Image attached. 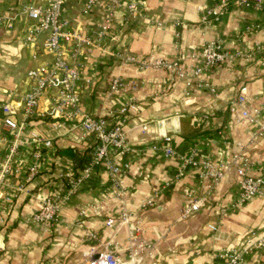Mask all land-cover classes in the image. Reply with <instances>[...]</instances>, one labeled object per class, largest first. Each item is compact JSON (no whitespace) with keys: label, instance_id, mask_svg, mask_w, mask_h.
Wrapping results in <instances>:
<instances>
[{"label":"crops","instance_id":"1","mask_svg":"<svg viewBox=\"0 0 264 264\" xmlns=\"http://www.w3.org/2000/svg\"><path fill=\"white\" fill-rule=\"evenodd\" d=\"M142 1L144 17L129 22L125 7L120 8L114 35L103 39H99L98 30L108 16L106 5L86 12L85 0H69L62 17L70 30L100 44V48L84 47L79 53L74 45L66 49L68 60L80 74L83 113L113 125L124 117L121 109L132 106L124 118L130 151L116 157L123 166L116 179L125 196H118L116 182L99 168L65 202L55 224L33 221L45 198L67 195L70 181L66 175L81 173L91 159L93 145L92 138H87L86 149L79 128L73 129L64 116L50 115L55 98L53 92H47L27 120V130L51 140L58 159L55 164L43 162V169L27 182L30 150L24 147L17 155L7 188L24 185L25 191L13 201L0 200V264H87L86 254L97 257L106 248L126 259L134 244L129 227L109 228L106 224L124 209L138 229V244L144 241L153 246L150 252H141L144 264H222L223 252L238 248L250 234L264 240V197L239 205V179L234 172L216 185L210 179L202 180L199 166L206 161L218 167L230 162L237 144L242 143L251 162L248 174L264 176V135L255 138L257 127L241 123L240 112L231 109L246 86L247 108L264 119V60L258 56L222 64L189 79L168 70L142 71L110 54L125 51L139 60H180L184 72H193L203 66L201 48L206 42L219 41L226 50L246 53L264 45V11L232 3L218 21L203 22L204 10L220 0ZM29 5L47 6V2L0 0V106L9 105L10 116L18 122L26 120L28 72L52 58L45 49L48 34L40 33L38 23L25 12ZM116 77L124 90L110 96L109 87ZM203 84L216 88L218 96L211 95ZM4 117L0 110V163L13 138L4 127ZM57 122L62 124L58 129ZM143 123L149 124L146 135L141 132ZM165 136L172 138L174 157L153 150L155 145L168 146ZM67 150L78 152L84 164L60 153ZM182 158H191L199 165L188 166L176 179ZM167 183L169 187H165ZM156 193V205L142 209ZM192 195L206 196L210 204L181 220V210ZM210 226H217V230ZM245 264H264V251L249 254Z\"/></svg>","mask_w":264,"mask_h":264},{"label":"built area","instance_id":"2","mask_svg":"<svg viewBox=\"0 0 264 264\" xmlns=\"http://www.w3.org/2000/svg\"><path fill=\"white\" fill-rule=\"evenodd\" d=\"M47 2V6L29 5L25 6V12L28 17L38 23L40 33L48 34L45 49L51 54V60L32 69L27 74V80L30 90L24 96L25 117L26 120L18 122L10 116V106H0V110L5 114L4 127L13 136L9 151L0 163V200L13 201L18 195L25 191L24 185L17 188H7V180L14 172V161L17 155L24 147L30 150L31 164L28 168L27 182L36 176L43 169V162L49 161L55 164L58 155L54 150L51 140L36 131L27 130V120L31 118L40 106L43 96L47 92H53L55 105L50 112L51 116L65 117L70 121L73 129L79 128L83 132L82 139L85 142L92 138L93 145L91 159L84 166L78 176L72 174L66 175L70 181V188L67 195L61 198H45L39 211L33 215V221L38 224L53 225L57 222L59 215L65 202L74 194L79 192L81 186L95 174L99 168H104L111 176L112 181L118 186V196L124 197L125 190L116 179V176L122 171L123 166L116 160V157L123 156L130 151L128 147V131L126 130V119L129 108L126 105L120 111V115L124 116L115 124H110L104 118H95L83 113L80 105V74L74 63H71L66 54L67 46L74 45L75 52L79 53L84 47L100 48V44H96L88 36L79 34L69 29V25L63 20V12L69 0H42ZM85 11H90L96 5H106L108 8V16L104 24L99 28V39L106 36H113L114 22L116 12L125 7L129 22H133L138 18L144 17V3L142 0L129 1L126 0H85ZM236 4L244 8H254L264 11V0H220L214 7H208L204 10L202 17L203 22L212 20L218 21L226 12L230 4ZM29 40L33 41L32 38ZM111 55L118 58L122 63L137 66L140 70H168L176 74L180 78H199L204 72L213 70L216 66L222 64H234L240 60H248L258 56L264 60V45L259 46L250 53L240 51H229L224 49L219 41H209L203 44L201 48V56L203 66L193 72L186 73L182 70L180 60H168L164 58L139 60L130 52L115 51ZM264 65V62H263ZM211 95L218 96V91L213 86L203 84ZM124 90V84L120 78L112 79L108 94L116 96ZM248 88L243 86L241 93L236 101L232 103V111L240 112L241 123H248L257 127L254 137L264 135V119L259 118L258 112H251L247 104ZM135 107V106H134ZM78 121V124L76 122ZM62 124L68 125L69 122L61 121ZM57 122L56 128H60L62 124ZM73 123V124H72ZM149 131V124L143 123L141 126L142 134L146 135ZM88 138V139H87ZM168 143L166 147L158 145L153 146V150L161 151L162 154L169 158L176 156V149L171 145L172 138L165 136ZM89 142H86V149ZM92 144V143H91ZM80 154L85 153V149ZM47 160V161H46ZM250 160L245 153V145L237 144L230 162L221 166H215L212 162L206 161L202 164H196L191 158H182L181 168L176 176L179 179L184 175L188 166H201L202 180H212L216 185L222 182L228 174L234 172L239 179L240 192L238 196V204L243 205L254 199L255 197H264V176L253 177L248 174ZM125 168L129 164H125ZM171 183V182H170ZM169 183L165 187H169ZM159 193L149 198L142 204V209L152 208L156 205V199ZM210 204V199L206 196L190 197L189 202L182 208L180 219L188 220L195 214ZM227 213L224 212V215ZM131 215L127 210H122L119 217H111L107 220V226L113 228L115 226H128L130 237L133 240L128 258L123 259L113 250L106 248L100 252L97 257L86 254L87 264H144V257L141 252L153 250V246L142 241L138 244V229L131 223ZM1 220V207H0ZM214 231L217 226H210ZM264 251V240L258 239L255 233L247 236L238 248L226 250L222 254L224 262L222 264H245L246 257L254 252Z\"/></svg>","mask_w":264,"mask_h":264},{"label":"trees","instance_id":"3","mask_svg":"<svg viewBox=\"0 0 264 264\" xmlns=\"http://www.w3.org/2000/svg\"><path fill=\"white\" fill-rule=\"evenodd\" d=\"M75 150H67V151H61L60 153L62 155H68L71 157H75L77 159V164L78 165H83L85 160H82L81 157L78 156V152H75Z\"/></svg>","mask_w":264,"mask_h":264}]
</instances>
